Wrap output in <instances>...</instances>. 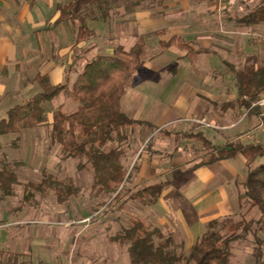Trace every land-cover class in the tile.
<instances>
[{
	"label": "rangeland",
	"instance_id": "1",
	"mask_svg": "<svg viewBox=\"0 0 264 264\" xmlns=\"http://www.w3.org/2000/svg\"><path fill=\"white\" fill-rule=\"evenodd\" d=\"M131 2H137L134 8L132 4L128 5L126 0H119L115 4L106 6L103 10L92 8V10L82 12L87 25L90 24L88 27L93 32L85 42L86 44L84 43L83 49L97 45V42L102 46H114L118 42L128 45L130 41H133V30H136L134 27H141L140 32L146 45L144 50L146 54L143 60H151L153 55L161 52L157 46L158 39L168 40L176 27L185 35L186 39L190 38L186 23L193 16L192 13L201 9V3L198 0H131ZM127 7H130L131 12L126 11ZM144 9L154 13H150V17L136 15L139 10ZM208 20L211 26L218 21L215 17L208 18ZM155 31H163L165 35L163 37L154 36L152 33ZM199 35L191 36L196 38ZM241 37V34H233L229 40L242 43ZM97 38L98 40H96ZM253 39L251 41H254ZM193 45H196L194 41ZM82 53L87 62L94 55L93 52L84 51ZM167 53L166 58H161L154 66L157 72L152 80L154 84H157L158 89L139 90L137 81L150 74L142 69L126 84L127 95L122 110L135 123L126 128V140L121 144L123 150L121 162L127 172L123 184V197L113 205L109 204V194L97 195L91 190L93 175L89 167L82 171L77 170L79 162L88 165L87 161L84 158H64L61 147L50 140L46 125L41 128L22 130L17 134L0 135V170L14 172L18 180L17 185L14 186V195L0 198V234L3 233L0 236V241L2 240L0 250L18 253L19 261L25 264H130L126 248L110 241V237L120 227L135 226L147 230L153 234L155 242H158L162 239H169L158 235V232L165 231L162 228L154 229L138 225L142 224L141 220L151 219L154 215L165 216L171 224H174L172 229L178 232L177 230L180 229L178 216L183 215L187 219L193 216V210L181 201H179L180 204L174 203L177 210L172 206V214L165 215L156 208H152L153 204L126 200L127 193L140 189V187L135 190L132 188L133 176L140 161L135 163L132 171L128 172V168L130 160L142 144L140 160L157 161L159 159L160 161L157 172L162 177L155 179L158 182L176 178L177 171L164 175L167 173L165 169L168 168L165 166L171 165L174 159L180 162L184 160L187 165H190L206 155L207 149L202 148L201 141L183 136L185 133L200 130V128H194L195 126L208 128V121H211L209 118L213 114L209 112L205 118H197L187 113L177 115L176 110L173 109V105L178 101V96L188 89L186 87L187 78L194 81L203 91L210 88L208 94L211 97L216 95L218 86L227 90L226 98H229L230 93L235 91L231 71L225 65L221 66L216 57L207 56L204 58L202 55L181 57L178 55L183 52L178 51L174 46L167 49ZM172 56L178 58L174 62L168 63L166 59L172 58ZM183 58L192 62V66L189 67L187 62L182 66L180 78L175 84V86L178 85L176 86L178 94L175 99H171L173 100L171 103L169 98L176 93L169 88L171 78L177 74L179 63ZM230 60L234 61L235 59ZM236 62L237 66H232L236 70H242L249 61L243 58L237 60L236 57ZM85 65L81 70L85 68ZM6 72L7 70L2 71L0 75ZM21 97L0 96V120L5 117V112L10 107L26 100L23 96ZM263 97L264 94L260 93L255 102H259ZM59 105L63 106L65 113L75 111V105L78 107L77 102L59 95L50 103L44 104L46 115H52ZM257 108L262 113V116H259L261 119L264 117V106L259 104ZM167 110H169V115L163 116L162 114ZM214 110L218 115V108ZM228 117L235 118L232 114H229ZM144 121H148L150 125L151 123L153 125L161 124V130L156 131L155 135L149 136L151 131L145 125L139 124ZM116 145L115 142L108 143L104 149L108 150ZM192 175L188 173L184 177H177L174 186L185 184L192 178ZM48 177H52L55 182L49 183L50 188L47 191L26 193L25 188L28 184H38ZM68 178L71 179L72 190L64 188ZM59 181L63 185H56V182ZM171 196H174V192ZM61 197H66V200L60 202ZM124 200L126 201L123 202ZM122 202L123 205L118 208ZM248 208L247 202L241 201L240 210L228 217L233 222L243 219L246 222H252V224L249 226L250 232L244 238L231 243L232 251L230 257L226 258L227 264H255L254 252L256 249H261L263 254L261 264H264V246H259L256 241L257 239L264 240V223L256 224L260 212L257 208L251 210ZM207 230L206 224L204 233ZM238 233L241 234L242 231Z\"/></svg>",
	"mask_w": 264,
	"mask_h": 264
},
{
	"label": "crops",
	"instance_id": "2",
	"mask_svg": "<svg viewBox=\"0 0 264 264\" xmlns=\"http://www.w3.org/2000/svg\"><path fill=\"white\" fill-rule=\"evenodd\" d=\"M198 1L201 3V9H197L196 13H192L193 16L186 23L188 35L190 36L189 40L178 30V27L175 28L170 38L175 35L191 41L192 44L194 41L196 45H193V47L204 51L186 55V51L175 47L178 51L183 52V54L178 56L194 57L202 55L204 58L213 56L219 60L221 66L225 65L223 61L237 66L236 57L237 60L238 58L248 60L249 62L245 64L246 67L264 65V22L246 25L239 24L236 21L237 18H241L246 13L256 9L264 0ZM67 2L68 0H0V72L7 70L6 73L0 75V96L10 98L23 96L24 99H28L40 91V86L35 80L37 74L47 75L50 82L54 85L67 81L68 86L71 87L78 74L82 71V66L87 64L82 52H93L94 55L90 57L92 59L96 55L111 54L116 46H122L124 50H129L136 40L143 36L140 32L141 27H134L136 28V30H133L134 38H132L133 41L129 40L131 37L128 38L130 41H128V45H125L124 42H118L114 46H102L98 45L97 42V45H91L88 49H83L86 43L75 42L76 30L70 21L61 22L56 26L53 25L59 17L57 5L66 4ZM185 12L187 13V11ZM150 13L154 12L144 9L139 10L136 15L150 17ZM211 17H215L218 20L213 26L208 20ZM175 23L177 24V22ZM152 34L157 37L165 35L163 31H155ZM233 34H241L240 40L243 42L239 43V41L229 40V37H232ZM191 35L199 36L194 38ZM252 38H254V41H251ZM160 40L164 39H158L157 44ZM157 46L159 48V45ZM145 54L146 52H144V56ZM166 54H168L167 50H164L157 55H153L151 60H143L142 70H146L150 74L137 81L136 84L140 91L143 89H158L157 84H154L152 80V77L157 72L154 66L161 58H166ZM177 58L172 56V58H167L166 61L168 63L174 62ZM230 59L235 60L231 61ZM186 62L189 67L192 66V62L187 58H183L179 63L177 74L171 78L169 88L173 92L177 90L176 86L178 85L175 86V84L178 82L182 66ZM186 81L188 89L178 96V101L173 105L177 115L187 113L192 117L205 118L209 112L213 114L209 118L211 120L208 121L209 125L207 124L209 127H196L194 125V128H200V130L192 132L193 134H203L214 145L237 141L245 144L260 143L264 145V124L261 122L262 118L260 119L259 117L260 115L262 116V113L259 112L260 114L257 116L255 112L250 111L252 107L258 106L256 102L252 103L249 109L244 110L235 103L237 97L235 88V91L230 93V97L226 98L227 90L218 86L216 95L211 97L208 94V91L211 90L210 88L203 91L189 77ZM177 94L178 91L172 94L169 102L172 103L173 100L171 99H175ZM126 95L125 93L121 99V110ZM228 103L234 105L228 106ZM59 106L63 107L62 105ZM76 108L77 105H75ZM215 108L219 110L218 115L214 110ZM168 112L169 110L162 115L167 116L169 115ZM229 114H232L235 118L228 117ZM46 117L47 122L44 125L48 127L52 122V115L47 114ZM144 122L148 123V121ZM151 125L153 131L149 136L155 135L156 131L159 132L162 127L161 124L153 125L151 123ZM142 146L143 144L130 160L128 168V172L132 171L133 165L140 161L133 176L132 188L134 190L139 187L160 183L155 181V179L162 177L157 172L160 166L159 159L157 161L140 160ZM200 160L187 165L184 160L180 162L174 159L171 165L165 166L168 168L165 169L167 173L164 175L177 171L178 175L176 178H180V175L187 172ZM245 163V158L242 155H237L233 159L219 161L211 166L198 168L189 172L193 175L185 184L174 186L173 183L162 192L157 202L152 205V208H156L160 213L163 212L165 215L172 214V206L177 210L174 203H179V201L184 202L193 210L191 218L187 219L183 215L178 216L180 223L178 232L172 229L174 224H171L165 216L154 215L151 218L152 220L143 219L144 221H139L142 224L138 225L148 228L153 227L154 229L162 228L165 232H158V235L169 238L187 248L194 247L196 240L203 235L206 224L215 219L229 217L240 210L241 190L237 184L242 177ZM173 192L174 196H171ZM179 211L181 210L179 209Z\"/></svg>",
	"mask_w": 264,
	"mask_h": 264
},
{
	"label": "trees",
	"instance_id": "3",
	"mask_svg": "<svg viewBox=\"0 0 264 264\" xmlns=\"http://www.w3.org/2000/svg\"><path fill=\"white\" fill-rule=\"evenodd\" d=\"M119 0H68L66 4L57 5L59 17L53 24L70 21L76 30L75 42H86L93 34L88 27L82 12L98 8L103 10ZM133 8L137 2L126 0ZM131 12L130 7L126 10ZM239 24H259L264 22V1L252 12L237 18ZM161 51L170 47L186 51V55L202 53L203 49H195L191 41L180 36H172L169 40L158 42ZM145 43L138 38L129 50L122 46L114 47L109 55H96L90 59L85 68L78 74L71 87L64 81L52 84L47 75L35 76L40 91L21 103L10 107L5 117L0 120V135L17 134L30 128L46 124L47 117L44 104L50 103L59 95H65L78 103L75 111L65 113L62 107H57L52 113V122L48 126L50 140L61 147L64 158L81 159L77 170L89 167L92 171L91 190L97 195L109 194V204L118 202L124 194L123 184L127 170L121 159L123 150L121 144L126 140V128L135 121L121 110V99L126 93L127 82L143 68ZM232 72L234 88L236 90L235 103L239 108L247 110L257 100L260 93L264 94V65L247 66L236 70L231 64L223 61ZM234 104L228 103V106ZM259 115L257 107H252ZM264 124V117L261 119ZM148 130L153 131L152 125L139 122ZM183 137L197 139L202 142V148L207 149L206 155L193 165L181 177L204 166L235 158L242 155L245 160V172L238 181L241 190V201L247 202L248 210L257 208L260 212L256 224L264 223V145L260 143L242 144L227 142L214 145L201 133H185ZM116 146L105 150L108 143ZM135 164L133 165V167ZM175 179L143 186L135 192L127 193L126 200L138 201L142 204H155L162 192L175 183ZM52 177L40 181L38 184H28L25 188L29 192H45ZM18 180L14 172L0 170V198L14 195V186ZM56 185H63L56 182ZM64 188L72 190L71 179H67ZM66 197H61L64 202ZM124 200L123 202H125ZM123 202L118 208L123 205ZM252 222L243 219L233 222L230 218L212 220L207 224V232L196 240L194 247L185 248L170 239L155 242L153 234L138 227H120L110 237V241L120 247H125L130 264H227L226 258L231 255V243L244 238L250 232ZM215 228H217L215 230ZM242 231V233H238ZM243 234V235H242ZM259 246H264V240L257 239ZM255 264H261L263 254L261 249L254 252ZM20 255L11 251L0 250V264H25L19 261Z\"/></svg>",
	"mask_w": 264,
	"mask_h": 264
},
{
	"label": "built area",
	"instance_id": "4",
	"mask_svg": "<svg viewBox=\"0 0 264 264\" xmlns=\"http://www.w3.org/2000/svg\"><path fill=\"white\" fill-rule=\"evenodd\" d=\"M259 104L264 106V97L259 102L258 101L256 102V105L259 106Z\"/></svg>",
	"mask_w": 264,
	"mask_h": 264
}]
</instances>
